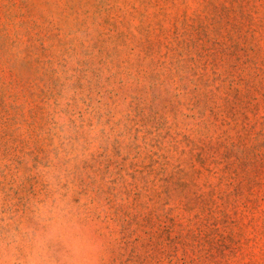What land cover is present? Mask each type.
<instances>
[{"label":"rangeland","instance_id":"374dc122","mask_svg":"<svg viewBox=\"0 0 264 264\" xmlns=\"http://www.w3.org/2000/svg\"><path fill=\"white\" fill-rule=\"evenodd\" d=\"M0 264H264V0H0Z\"/></svg>","mask_w":264,"mask_h":264}]
</instances>
